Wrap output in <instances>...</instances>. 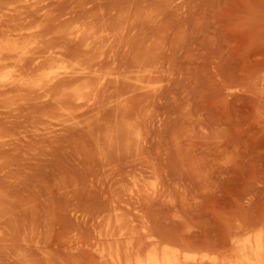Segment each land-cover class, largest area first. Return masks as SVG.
I'll use <instances>...</instances> for the list:
<instances>
[{"label":"rangeland","instance_id":"rangeland-1","mask_svg":"<svg viewBox=\"0 0 264 264\" xmlns=\"http://www.w3.org/2000/svg\"><path fill=\"white\" fill-rule=\"evenodd\" d=\"M0 40V264H135L137 237L232 264L260 244L264 0H0ZM75 70L89 84L46 95Z\"/></svg>","mask_w":264,"mask_h":264},{"label":"bare ground","instance_id":"bare-ground-1","mask_svg":"<svg viewBox=\"0 0 264 264\" xmlns=\"http://www.w3.org/2000/svg\"><path fill=\"white\" fill-rule=\"evenodd\" d=\"M40 27H41V25H39ZM38 26V29H37V27H36V29L37 30H39V27ZM34 27V28H35ZM26 28V27H25ZM42 28V27H41ZM41 28H40V30H41ZM11 29H13V28H11ZM19 29H21V27L19 28ZM24 29V28H23ZM5 30V29H4ZM13 30H16L17 31V28L15 29H13ZM22 30V29H21ZM21 30H19V31H21ZM26 30H28V29H26ZM35 30V29H34ZM7 31V30H6ZM13 32H15V31H13ZM18 32V31H17ZM23 32V31H22ZM24 32H25V30H24ZM40 31H38V33H39ZM42 32H43V30H42ZM99 32V31H98ZM6 33V32H5ZM26 33H28V31L26 32ZM25 33V34H26ZM35 33H37V31L35 32ZM83 33V32H82ZM91 33V32H90ZM94 33V32H93ZM3 35H4V32L2 33ZM12 35H14L13 33H11ZM18 34H19V32H18ZM17 34V35H18ZM40 34H41V32H40ZM85 34V33H84ZM96 34V33H95ZM24 34H22L20 37H21V39H22V36H23ZM42 35V34H41ZM97 35V34H96ZM103 35V34H102ZM101 35V36H102ZM8 36H10V35H8ZM15 36H16V34H15ZM19 36V35H18ZM29 36V35H28ZM45 36V35H44ZM60 35H58V37H59ZM94 36V35H93ZM99 36V35H98ZM3 37V36H2ZM4 37H6V36H4ZM57 37V38H58ZM77 37V36H76ZM100 37V36H99ZM24 38H25V36H24ZM38 38V37H37ZM89 38V37H88ZM4 39V38H3ZM3 39H2V41H3ZM29 39V38H28ZM41 39H42V37H41ZM52 39V38H51ZM70 39V38H69ZM39 40H40V38H39ZM46 40H47V38H46ZM71 40H72V38H71ZM88 40V39H87ZM93 40H95L94 39V37H93ZM32 41V39L30 38V40H29V42H31ZM37 41V40H36ZM72 41H74V40H72ZM91 41V40H90ZM0 42H1V40H0ZM12 42V41H11ZM9 43V41L7 42V43H4V44H0V61H3V59H5V58H10L11 56H12V53H14L15 52V50H16V46H14L12 43ZM24 42V41H23ZM35 42V41H34ZM37 43H41L40 41L38 42L37 41ZM46 43H47V41H46ZM80 43V42H79ZM25 44H26V40H25ZM29 44V43H28ZM33 44V43H32ZM96 44V43H95ZM35 45V44H34ZM41 45V44H40ZM89 45H90V43H89ZM27 46H29V45H27ZM43 46V45H42ZM31 47V46H30ZM33 47L34 46H32L31 47V50H32V54L34 53L35 54V52H33L34 50H33ZM35 47H38V45L36 46L35 45ZM60 48H62L61 46H59ZM90 47V46H89ZM29 48V47H28ZM41 48V47H40ZM39 48V49H40ZM42 48H44V46L42 47ZM60 48H59V50H60ZM64 48V47H63ZM27 49V48H26ZM38 49V48H37ZM27 50H29V49H27ZM65 49H63L62 51L60 50V52L62 53L63 51H64ZM67 50H68V48H67ZM35 51H36V49H35ZM45 52H46V50H44ZM55 51H58L57 49H55L54 51H52V52H54V53H56ZM45 52H42V57H43V53H45ZM51 52V51H50ZM18 53V52H17ZM21 53V52H20ZM39 53V52H38ZM58 53V52H57ZM64 53V52H63ZM66 53V52H65ZM37 54V53H36ZM39 54H41V53H39ZM39 54H38V58L39 59H41V57H39ZM52 54V53H51ZM67 54V53H66ZM56 55V54H55ZM55 55H53V56H55ZM58 55V54H57ZM64 54H62V56H63ZM20 56V55H19ZM30 56H31V54H30ZM61 56V57H62ZM64 56H66V55H64ZM29 57V56H28ZM34 58L35 56H31V58ZM37 57H35V58H37ZM50 57V56H49ZM57 57V56H56ZM48 58V57H47ZM55 58V57H54ZM65 58V57H64ZM28 59V58H27ZM30 59V58H29ZM49 59V58H48ZM59 59V58H58ZM57 59V60H58ZM62 59V58H61ZM34 60V59H33ZM36 60V59H35ZM53 60V59H52ZM65 60H66V58H65ZM27 61V60H26ZM30 61H32L31 59H30ZM72 61H74V60H72ZM14 62V61H13ZM12 62V63H13ZM19 62V61H18ZM66 62H68V60L66 61ZM75 62V61H74ZM73 62V63H74ZM3 63V62H2ZM8 63H9V60H8ZM17 63V62H16ZM28 63H30L29 61H28ZM33 63V62H32ZM31 63V64H32ZM76 63V62H75ZM1 64V63H0ZM4 64V63H3ZM6 64V63H5ZM4 64V65H5ZM18 64V63H17ZM21 64V63H20ZM24 64H26V62H24ZM23 64V62H22V64L21 65H23V67L21 68V70H20V74H23V80H24V78H26V77H24L26 74H28V73H33V71L34 70H36V69H38L41 65H42V63L41 62H39V63H36V64H33V66L32 67H30L29 66V64H28V66L26 67V65H24ZM80 64H82V63H80ZM16 65V64H15ZM15 65L12 67V68H14L15 67ZM67 65V64H66ZM75 65V64H74ZM84 65V64H83ZM0 66H2V65H0ZM89 66V65H88ZM5 67H7V66H5ZM9 67H10V65H9ZM84 67H86V65H84ZM2 68H4V67H2ZM82 68V70H83V66L81 67ZM1 69V68H0ZM17 69V68H16ZM75 69H77V68H75ZM86 68H84V70H85ZM13 69H11V71H12ZM27 70H29V72L27 71ZM72 70V69H71ZM81 70V71H82ZM83 70V71H84ZM87 70H88V68H87ZM90 70V69H89ZM76 72H73V73H66V74H64V75H60V76H57V77H55V79L53 80V81H51L49 84H48V82H47V86H45V88H44V90H45V93H46V95H48V96H53V94L54 93H56V92H58L59 90L61 91V90H64V92L62 93V97L64 98V97H67L66 99H68L69 98V96H71V95H69V94H66L67 92H69V93H74L75 91L73 90L74 89V84L76 83V81H79L78 79H81L84 83H88L89 81L88 80H90L91 78H93V76L92 75H90L89 73H87L86 71L85 72H83L82 71V73H78L77 74V70H75ZM81 71H79V72H81ZM27 72V73H26ZM62 72V71H61ZM70 72V71H69ZM11 73V72H10ZM15 73H17V71H15ZM26 73V74H25ZM76 73V74H75ZM19 74V73H18ZM19 74V75H20ZM25 74V75H24ZM33 75V74H32ZM41 75V74H40ZM6 76V75H5ZM18 75H16L15 74V80H13V82H11V85H10V88L11 89H13V88H19V90H20V87L21 88H23L22 87V85H23V80L22 81H20V76L19 77H17ZM34 77H35V75H33ZM54 76H56L55 74H54ZM8 77L10 78V77H13L14 78V75H8ZM16 77H17V79H16ZM9 78H8V80H9ZM13 78H10V80L11 79H13ZM22 78V77H21ZM51 79H53V77H51ZM29 80V79H28ZM6 81V80H5ZM44 83V82H43ZM45 83H46V81H45ZM84 83H83V85H84ZM1 84V83H0ZM7 84H10V83H8L7 82ZM79 84V83H78ZM89 84V83H88ZM70 86H72L73 87V89H72V91L71 90H65L66 88H70ZM87 86V85H86ZM89 86V85H88ZM2 87V85H0V88ZM8 87V86H7ZM90 88H91V86H90ZM28 89V88H27ZM84 89V88H83ZM4 91L6 90V89H3ZM18 90V89H17ZM89 90V89H88ZM59 91V92H60ZM62 92V91H61ZM89 92H91V91H89ZM81 93V92H80ZM86 93V92H85ZM65 95V96H64ZM73 95V94H72ZM76 95V94H75ZM91 96H92V94H90ZM88 96H89V94H88ZM86 97L87 96H85L84 94L82 95V98H84V99H86ZM59 98V97H58ZM61 98V97H60ZM72 98V97H71ZM75 98V97H74ZM89 98V97H88ZM65 99V98H64ZM65 99V100H66ZM70 100V99H69ZM75 101V100H74ZM62 103V102H61ZM139 238H141V237H139ZM262 238V239H261ZM129 239V238H128ZM134 239V238H133ZM259 239H260V244H258V245H254V243L252 242V239H250L249 238V235H246V237L244 238V239H240V240H237V241H239V244H237L236 243V245H237V258H236V260L232 263V264H264V233L263 234H261V236L259 237ZM137 240H138V237H137ZM137 240L135 239V240H133L132 242H129V244L131 243H134V244H132V245H130V246H127V254H130V255H133V256H135V264H168L169 263V260H170V258L173 256V254H174V252L169 248V247H167L166 245L165 246H163V245H161V244H159V242L158 241H155V240H150V241H148L145 245H141L140 243H137V244H135L136 242H137ZM139 241V240H138ZM140 242V241H139ZM236 242V241H235ZM126 245V244H125ZM124 245V246H125ZM120 249V248H119ZM122 250V249H121ZM121 250H119V251H121ZM123 251V250H122ZM143 253L145 254V255H143ZM141 255H143V256H141ZM129 256V255H128ZM127 256V257H128Z\"/></svg>","mask_w":264,"mask_h":264}]
</instances>
